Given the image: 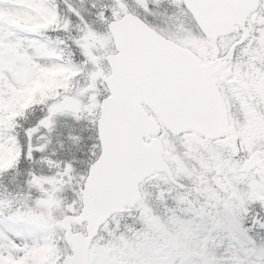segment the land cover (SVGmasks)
<instances>
[{"label":"snow or ice","instance_id":"6c2138e0","mask_svg":"<svg viewBox=\"0 0 264 264\" xmlns=\"http://www.w3.org/2000/svg\"><path fill=\"white\" fill-rule=\"evenodd\" d=\"M0 264H264V0H0Z\"/></svg>","mask_w":264,"mask_h":264}]
</instances>
